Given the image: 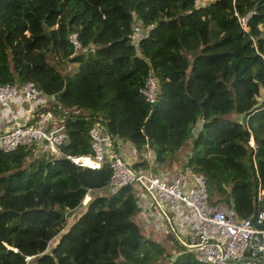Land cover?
I'll return each instance as SVG.
<instances>
[{"label":"trees","instance_id":"obj_1","mask_svg":"<svg viewBox=\"0 0 264 264\" xmlns=\"http://www.w3.org/2000/svg\"><path fill=\"white\" fill-rule=\"evenodd\" d=\"M148 76L156 105L140 92ZM29 81L69 141L57 153L0 151V264H208L185 246L172 258L144 232L137 190L109 186L107 158L98 167L67 158L92 155L95 124L151 151V164L130 166L164 178L188 143L180 168L204 176L209 203L239 219L256 212L264 0H0V86Z\"/></svg>","mask_w":264,"mask_h":264},{"label":"built area","instance_id":"obj_2","mask_svg":"<svg viewBox=\"0 0 264 264\" xmlns=\"http://www.w3.org/2000/svg\"><path fill=\"white\" fill-rule=\"evenodd\" d=\"M245 20L241 19L242 23ZM69 38L76 48L80 47L75 34ZM140 92L149 103L156 101V80L153 76L146 78ZM18 97L32 104L40 99V93L30 81L20 86H0V108L5 113L11 111V104ZM88 133L92 150L90 158L96 163V166L89 167H98L106 159V150L115 148V142L98 124L93 125ZM68 141L69 136L61 126L47 130L41 126L17 124L9 130L0 131L2 152L44 144L51 152L57 153ZM67 158L83 165L81 157ZM107 159L111 168L110 187L133 186L153 199H163L175 215L184 213L183 231L186 234H183L186 238L182 244L195 250L199 259L208 264H264V191L261 187H258L256 212L248 218L239 219L225 202L209 203L205 178L201 174L185 169L164 178L149 169L131 167L118 154Z\"/></svg>","mask_w":264,"mask_h":264},{"label":"crops","instance_id":"obj_3","mask_svg":"<svg viewBox=\"0 0 264 264\" xmlns=\"http://www.w3.org/2000/svg\"><path fill=\"white\" fill-rule=\"evenodd\" d=\"M42 100L43 99H39L38 101L30 104L24 101L22 97H18L17 100L11 104L10 112L5 113L0 108V131L9 130L17 124H25L36 116V122L32 126H43L46 127L47 130L57 128L58 126L55 124V116L50 112L42 111L44 109V105H40V102H42ZM50 125L53 126L50 127ZM117 144L118 146H120V149L119 147L117 149ZM114 151H116L115 153L118 154V156L125 157L124 160L128 164H132L143 159H146L148 163L151 164L153 160V154L151 153V151H146L142 154L138 153L135 151L131 144L129 145V143H115ZM111 154L112 152L110 151V149H107L106 158H109ZM172 168L173 169L166 172L169 177L178 174V172L181 170V168L178 167ZM136 190L137 194L139 195L140 206L142 207V210L138 215L137 220L142 226L146 228H151L152 225H154L155 228L159 229L157 223L160 224V222H164L165 225H168V223H170L171 221V223L178 226V229L183 230V228L185 227L183 212H180L177 215H168L164 212L157 200L153 199L152 197H150L139 189Z\"/></svg>","mask_w":264,"mask_h":264},{"label":"rangeland","instance_id":"obj_4","mask_svg":"<svg viewBox=\"0 0 264 264\" xmlns=\"http://www.w3.org/2000/svg\"><path fill=\"white\" fill-rule=\"evenodd\" d=\"M136 39V38H135ZM190 62H191V58H190ZM264 95V86H261L260 87V91H259V96L262 97ZM59 122V121H57ZM52 125H50L51 127ZM252 143V141H250ZM130 145V144H129ZM120 149V146H118L117 144V149ZM110 151L112 152L111 156L112 157L113 155H115L116 151H114V149H110ZM149 151V150H148ZM150 152V151H149ZM189 152V144H185L184 146H182L180 148V150L177 152V156H176V159H174L171 163L172 167H178L180 168L181 167V163L182 161L185 159V156L187 155V153ZM144 153V151H143ZM117 155V154H116ZM122 157V156H121ZM125 157H122V159L124 160ZM125 161V160H124ZM126 162V161H125ZM171 167V169H173ZM89 196V195H88ZM90 198V196H89ZM155 200L158 201V203L160 204V206L162 207V209L164 210V212L168 215H173L174 213L167 208V204L166 202L159 198V197H155ZM82 204L84 205V199L82 200ZM77 213V211L75 212ZM75 213L73 215H75ZM73 215H71L70 217L67 218V221H70L71 218H73ZM157 226L159 227V229L155 228L154 225H152L151 228H146L147 230H153V232H147L145 227H143L144 229V232L146 231L147 232V235L150 237V236H153L154 239L162 246L164 247L166 250L170 251L172 254V258H174L175 255L179 254L180 252H183L185 250V247L184 245L180 244L179 240H181L182 238V235L184 236V234L182 233H185L186 234V231L184 230H180L178 229L177 227L174 228V230L176 231V233H174L170 227H167L165 225L164 222H160L157 223ZM167 227V228H166ZM167 229V230H166ZM166 230V231H165ZM182 232V233H181ZM152 234V235H151ZM179 239V240H178Z\"/></svg>","mask_w":264,"mask_h":264},{"label":"bare ground","instance_id":"obj_5","mask_svg":"<svg viewBox=\"0 0 264 264\" xmlns=\"http://www.w3.org/2000/svg\"><path fill=\"white\" fill-rule=\"evenodd\" d=\"M80 161L86 166H96V163L90 157L80 158ZM88 199L89 197H87Z\"/></svg>","mask_w":264,"mask_h":264},{"label":"water","instance_id":"obj_6","mask_svg":"<svg viewBox=\"0 0 264 264\" xmlns=\"http://www.w3.org/2000/svg\"><path fill=\"white\" fill-rule=\"evenodd\" d=\"M156 104H157V101H155V102L153 103V105H156ZM88 200H89V199H88ZM88 200H87V201H88ZM87 201H86V202H87ZM86 202H84V204H86Z\"/></svg>","mask_w":264,"mask_h":264},{"label":"clouds","instance_id":"obj_7","mask_svg":"<svg viewBox=\"0 0 264 264\" xmlns=\"http://www.w3.org/2000/svg\"><path fill=\"white\" fill-rule=\"evenodd\" d=\"M89 167V166H88Z\"/></svg>","mask_w":264,"mask_h":264}]
</instances>
